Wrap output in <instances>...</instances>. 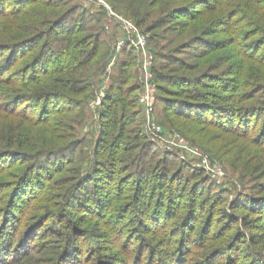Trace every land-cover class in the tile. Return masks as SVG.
I'll return each mask as SVG.
<instances>
[{
	"label": "trees",
	"instance_id": "trees-1",
	"mask_svg": "<svg viewBox=\"0 0 264 264\" xmlns=\"http://www.w3.org/2000/svg\"><path fill=\"white\" fill-rule=\"evenodd\" d=\"M105 1L150 35L157 121L243 190L148 133L138 51L107 74L125 34L103 4L0 0V264H264V0Z\"/></svg>",
	"mask_w": 264,
	"mask_h": 264
},
{
	"label": "built area",
	"instance_id": "built-area-1",
	"mask_svg": "<svg viewBox=\"0 0 264 264\" xmlns=\"http://www.w3.org/2000/svg\"><path fill=\"white\" fill-rule=\"evenodd\" d=\"M106 5V4H105ZM109 9V13L116 19L118 25L124 30L125 36L119 39L114 46V53L111 63L108 66L107 74L110 75L112 72V67L116 63L117 59L120 57L121 53L127 46L134 47L140 57L141 62V71H142V84L143 91L140 96L139 102L143 109L144 114V126L150 135H152L156 140L166 141L163 136V127L157 121L156 114V103L158 97V84L155 81V76L153 73L154 66V56L149 50V37L150 35L143 29L139 28L133 21L128 20L116 13L113 12L108 5H106ZM104 98V93L102 92L99 99L95 101L97 106L100 105V98ZM183 139L180 134H175L170 142H168L171 147H175L182 150H188L192 154H198L196 150H190L185 147L183 144ZM204 161H206L204 159ZM207 163V162H206ZM211 168V165H209ZM208 168V167H206Z\"/></svg>",
	"mask_w": 264,
	"mask_h": 264
},
{
	"label": "rangeland",
	"instance_id": "rangeland-1",
	"mask_svg": "<svg viewBox=\"0 0 264 264\" xmlns=\"http://www.w3.org/2000/svg\"><path fill=\"white\" fill-rule=\"evenodd\" d=\"M95 1L98 4H103L109 13V9L106 6L108 4L106 3L105 0H86V1L79 0V2L82 3V5L85 8L91 10L93 13L96 12L94 5H96L97 3ZM109 7L111 9H113L111 6H109ZM113 12L117 14V12H115L114 10H113ZM77 14L80 15L82 13H77ZM109 16H111L110 13H109ZM110 18L111 19H109V20L113 21V24L118 25V23L116 22V19L113 16H111ZM120 30H123V29H120ZM101 92H100V95H101ZM90 108H91L92 112L95 113L94 116H96V111L98 109V106L95 104V101L90 104ZM158 119H159V121L163 127L162 136L166 141L170 142L176 133L180 134V136L183 139L182 144L192 151L193 150L198 151V154H200V155L192 154L188 150L186 151V150L178 149L175 147H171V145L168 142H165V141H162L159 139V142L161 143V146H162L161 148L163 150H168V151L176 150V151H178L180 153V155L182 156V158H184L189 163V165L191 164L194 167L195 166L196 167L201 166L206 171V173H208L211 176V179L214 180L217 184H219V185L224 184L225 188H229L231 191V194H233V195L236 194L237 190L234 187H237L238 190H243V189H241V186H239L238 184H235L236 182L234 183L237 176H236L235 171H233L230 168L229 163L227 162L228 158H225L222 155L218 154L214 147L207 144L208 139L206 137L197 138L194 135H192L193 133H195V127H193L189 123H186V122L180 121V120L175 121V125L171 126L170 124L163 122L162 116H159V115H158ZM86 132L91 133L92 128H88L86 130ZM204 159L206 161H204ZM209 165H211L214 168H211ZM206 167H208V168H206ZM247 183H250V182L248 181ZM214 185H213V188H216Z\"/></svg>",
	"mask_w": 264,
	"mask_h": 264
},
{
	"label": "crops",
	"instance_id": "crops-1",
	"mask_svg": "<svg viewBox=\"0 0 264 264\" xmlns=\"http://www.w3.org/2000/svg\"><path fill=\"white\" fill-rule=\"evenodd\" d=\"M123 31H124V30H123ZM124 36H125V35H124ZM124 36H122L121 38H123ZM121 38H120V39H121Z\"/></svg>",
	"mask_w": 264,
	"mask_h": 264
}]
</instances>
